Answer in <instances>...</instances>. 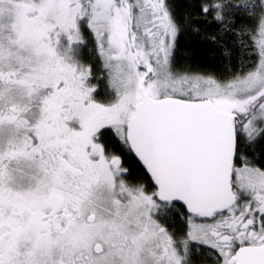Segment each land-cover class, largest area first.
<instances>
[{
    "label": "snow or ice",
    "instance_id": "obj_1",
    "mask_svg": "<svg viewBox=\"0 0 264 264\" xmlns=\"http://www.w3.org/2000/svg\"><path fill=\"white\" fill-rule=\"evenodd\" d=\"M0 264H264V0H0Z\"/></svg>",
    "mask_w": 264,
    "mask_h": 264
}]
</instances>
